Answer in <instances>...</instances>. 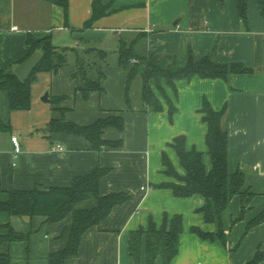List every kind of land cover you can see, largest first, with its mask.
Segmentation results:
<instances>
[{"label": "crops", "instance_id": "0c3cea01", "mask_svg": "<svg viewBox=\"0 0 264 264\" xmlns=\"http://www.w3.org/2000/svg\"><path fill=\"white\" fill-rule=\"evenodd\" d=\"M238 1L101 0L107 13L84 27L93 16L94 0H69L67 15L63 6L48 0H0V69L17 66L27 55L29 33L36 38L51 35L55 45L67 48L65 65L57 71L37 73L30 108L10 109L7 91L0 90V200L8 198L12 187L71 185L75 176L97 166L108 168L101 178V195L130 194L85 232L79 253L66 264H135L129 250L131 231L147 227L150 217L160 225L165 213L183 214L184 223L179 251L170 264H247L259 249L264 254V221L249 226L264 211V15L260 0H248L246 24ZM136 37L140 38V51L180 53L190 44L196 58L215 49L217 61L241 63L250 71L232 74L228 80L178 79L177 96L165 84L176 111L170 115L169 104L156 88L163 110H149L142 97L143 77H134L127 98L129 68L118 63L121 39L129 42ZM88 47L104 49L109 56L102 79L105 90L92 91L84 98L77 91L74 73L78 54L85 55ZM206 100L216 110L225 109L222 125L229 131V168L244 170L245 186L254 192L245 198L243 216L241 196L231 199L228 218L236 221L226 245L218 237L205 239L191 230L193 225L205 231L218 229L216 221H206L197 211L206 202L204 196L178 197L171 188L156 186L175 180L164 171L163 152L185 174L172 145L179 135L185 136L188 150L202 151L206 169L212 168L208 127L201 110ZM111 114L123 116L124 126L106 127L103 137L121 140L118 146L97 150L83 135L57 131L48 135L44 130L53 118L85 125ZM14 134L22 148L17 154ZM57 143L65 149H53ZM97 203L89 198L77 206L90 208ZM7 223L19 235L13 240L1 239L0 264H49L50 253L68 242L73 215L50 223L45 216L31 218L0 211V236L9 233V228L2 226ZM140 264H147L145 237ZM154 264H164L163 258L158 256ZM259 264H264V256Z\"/></svg>", "mask_w": 264, "mask_h": 264}, {"label": "trees", "instance_id": "16d2710c", "mask_svg": "<svg viewBox=\"0 0 264 264\" xmlns=\"http://www.w3.org/2000/svg\"><path fill=\"white\" fill-rule=\"evenodd\" d=\"M64 7L68 14L69 0H48ZM264 15V0H260ZM94 12L91 19L85 22L84 27H89L94 20L107 13V5L101 0H94ZM240 15L248 24V0L238 1ZM145 35V34H144ZM140 38L131 41L121 39L118 49V63L129 68L126 96L129 97V87L134 77L140 74L143 77V102L147 109L154 111L163 110V102L157 95L155 88L162 94L172 116L176 106L171 96L165 89V84L173 89L177 96L176 80L182 78H223L228 80L232 74L250 71L241 63H221L216 59V50L213 49L201 58H196L193 47L187 44L180 53H156L150 50L140 51L137 43ZM27 42L30 46L27 55L22 62L36 49L44 52L43 59L27 79H22L15 67L0 69V90H5L9 96V106L12 110L28 109L31 107V87L41 70L57 71L67 63V48L55 45L51 35L36 38L32 33L28 34ZM85 55L77 56V70L74 77L77 80V91L84 98H88L92 91L103 92L105 90L102 79L105 75L104 64L108 62L109 52L104 49L88 47ZM19 62V63H20ZM18 63V64H19ZM203 120L207 123L206 142L208 153L211 155L212 168L207 170L203 161V152L197 149L188 150L186 138L179 135L172 145L176 149L181 164L185 168V174H181L171 162L166 152H163L164 171L175 180L161 182L157 187H169L175 196L189 197L200 194L206 202L197 208L204 214L206 221L218 223V229L205 231L200 226L193 225L191 230L202 238H220L226 245L228 233L236 219L228 218L229 204L235 195L243 199L242 215L246 210L245 198H251L254 192L245 186L246 174L242 169L231 171L229 168V131L222 125V117L225 109L216 110L208 100L202 107ZM123 116L120 114L99 118L89 124L81 125L67 121L64 117L53 118L44 128L48 135L52 132H65L79 134L90 140L94 149L100 150L103 146H118L121 140H109L103 137V131L108 126L123 128ZM3 122L0 120V129ZM108 168L97 166L89 173L75 176L68 186H43L36 185L33 188H10L8 198L0 200V211H7L13 215L45 216L50 223L60 221L67 215H73V223L70 229L66 246L58 251L51 252L49 264H66V261L79 253L81 241L85 232L100 223L116 206L130 198L126 192H112L101 195L100 183ZM0 191H3L0 172ZM89 198L97 199V205L90 208L78 207V203ZM264 221V211L249 222V226ZM9 228L7 235L1 239H16L19 235L9 224H2ZM184 229L183 214H164L163 222L158 225L153 217L149 218L147 227H139L131 231L129 250L135 264L141 263L142 243L144 237L147 244V264H154L158 256L164 260V264H170L179 251V235ZM24 235V234H23ZM263 252L259 249L247 264H259L263 259ZM2 260V258L0 259ZM5 261V260H4ZM9 261V259H6Z\"/></svg>", "mask_w": 264, "mask_h": 264}, {"label": "water", "instance_id": "95a60500", "mask_svg": "<svg viewBox=\"0 0 264 264\" xmlns=\"http://www.w3.org/2000/svg\"><path fill=\"white\" fill-rule=\"evenodd\" d=\"M44 52L41 48L36 49L30 56L20 62L15 70L22 79H27L43 59ZM48 93L45 94L44 99L47 100Z\"/></svg>", "mask_w": 264, "mask_h": 264}, {"label": "built area", "instance_id": "2783aa9c", "mask_svg": "<svg viewBox=\"0 0 264 264\" xmlns=\"http://www.w3.org/2000/svg\"><path fill=\"white\" fill-rule=\"evenodd\" d=\"M12 142L14 144V152L17 154L19 152H21L22 148H21V143H20V140H19V137L17 135H12ZM53 149H56V150H64L65 147L60 144V143H57L53 146Z\"/></svg>", "mask_w": 264, "mask_h": 264}, {"label": "rangeland", "instance_id": "374dc122", "mask_svg": "<svg viewBox=\"0 0 264 264\" xmlns=\"http://www.w3.org/2000/svg\"><path fill=\"white\" fill-rule=\"evenodd\" d=\"M109 60H111V58Z\"/></svg>", "mask_w": 264, "mask_h": 264}]
</instances>
